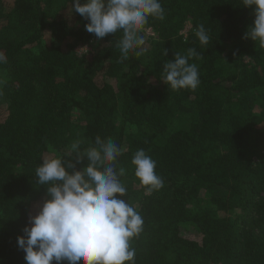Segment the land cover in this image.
Wrapping results in <instances>:
<instances>
[{"label": "trees", "instance_id": "trees-1", "mask_svg": "<svg viewBox=\"0 0 264 264\" xmlns=\"http://www.w3.org/2000/svg\"><path fill=\"white\" fill-rule=\"evenodd\" d=\"M160 2L142 54L121 60L122 33L97 39L72 0H0V264H26L17 239L48 198L42 158L70 159L73 142L83 151L97 136L126 148L121 198L144 221L135 264H264V48L244 38L254 12L241 0ZM189 48L200 83L172 90L164 63ZM139 149L163 179L150 195L131 164Z\"/></svg>", "mask_w": 264, "mask_h": 264}, {"label": "clouds", "instance_id": "clouds-1", "mask_svg": "<svg viewBox=\"0 0 264 264\" xmlns=\"http://www.w3.org/2000/svg\"><path fill=\"white\" fill-rule=\"evenodd\" d=\"M255 15L254 26L245 33L264 48V0H241ZM72 10L89 21L86 31L97 39L110 33H122L117 42L121 60L135 51L141 55L145 43L142 31L150 17L163 20L165 10L160 0H72ZM195 35L201 45L210 37L201 24ZM167 56V52L165 51ZM200 58L195 48L186 55L176 52L174 59L163 66V82L172 90H195L199 83ZM5 57L0 54V63ZM94 147L81 151L80 141L70 146V159L44 157L35 169L37 183L45 186L48 198L38 214L29 216L24 235L17 239L25 253L26 264H135L136 250L131 240L143 231V218L121 197L127 189L121 177L125 169L117 166L126 148L111 139L96 137ZM88 164L80 169L77 164ZM131 164L134 175L145 188V195L163 187V179L156 174V161L143 149L137 150ZM118 194V195H117Z\"/></svg>", "mask_w": 264, "mask_h": 264}, {"label": "rangeland", "instance_id": "rangeland-1", "mask_svg": "<svg viewBox=\"0 0 264 264\" xmlns=\"http://www.w3.org/2000/svg\"><path fill=\"white\" fill-rule=\"evenodd\" d=\"M190 28H191V24H188L187 27L185 28L184 32L185 31L187 32ZM144 32L146 34H152L153 33L151 29H145ZM87 49H88V47L86 45L77 47V50L79 51V53L86 52Z\"/></svg>", "mask_w": 264, "mask_h": 264}]
</instances>
